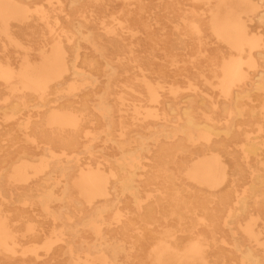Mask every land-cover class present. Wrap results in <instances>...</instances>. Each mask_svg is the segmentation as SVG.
<instances>
[{"label": "bare ground", "instance_id": "obj_1", "mask_svg": "<svg viewBox=\"0 0 264 264\" xmlns=\"http://www.w3.org/2000/svg\"><path fill=\"white\" fill-rule=\"evenodd\" d=\"M196 1L207 5V14H194L198 25L188 23L191 36L188 57L195 67L193 73L203 80L206 90H200L195 84L191 86L189 83L192 94L183 100V106L178 102L170 105L159 104L157 88L148 80L141 81L138 92L143 94L145 102L133 103L131 110L132 116L141 115V124L136 129L135 136L125 138L124 142H117L116 147L120 155L103 167H100L98 161L92 166H86L87 163L82 165L76 156L71 158L66 154L80 145L77 134H72L77 132L80 136L78 122H105L104 130L108 139L111 138V128H114L112 122H124L116 121L115 118L121 108L110 105L105 98V94L108 96L111 93L109 85L114 79L129 71L127 64L120 62L119 70L118 67H110L106 84L102 87L103 96H99L97 104L92 108L93 114L86 104V92L82 98L66 99L65 106L49 107L42 118L31 121L38 122L32 124V135L46 142V155L36 158L38 153H34L33 149L32 151L22 148L14 149V153L0 154L3 167H11L10 171L6 172V180L2 179L3 171L0 172V198L3 192H11L8 184L13 178L35 176L37 180L32 185L21 187L29 191L45 186L47 178L58 173L66 179L62 190L64 193L60 199H66L65 204L76 203L78 207L79 197L75 198L70 194L76 192L85 201H91L81 205L93 207L95 212V216H87V222L93 225L91 229L95 238L91 243L84 244L85 238H78L75 228H71L73 232L68 234V228L63 226L47 236L48 240L45 238L47 242L44 250H50L46 259L38 261L39 254L36 246H33L22 250V254H31L32 260H20V264H80L79 252L87 257L94 252V248L102 254L103 263L110 264V258H114L119 249H123L122 243L119 247L113 243L117 238L131 239L136 248L145 254L150 253L147 248L153 246L148 240L160 237L172 241V250L157 251L154 256L160 260L154 264H176L179 254L175 248L179 246L180 240L175 237V231L178 229L185 233L192 232L197 220L207 219L214 222L221 217H229L232 221L245 220L249 224L240 229V238L231 233L233 247L218 248L210 264H264V245L258 244L257 248L245 245V242L250 244L252 240L257 241L254 220L261 219L264 223V114L258 111L259 102L256 101L260 100L257 91L264 88V30L257 29L264 26V9L253 0ZM2 5L6 4L0 3V6ZM241 8L248 9L247 14L241 13ZM37 15L51 33L53 29L47 21L46 13L38 10ZM0 19L5 26L9 25L7 19ZM25 21L21 23H24L22 26L26 29L34 27L32 23ZM251 21L256 22L254 27L248 23ZM121 41L122 37L114 39L113 46H118ZM210 44L213 47H208ZM54 60L55 55L44 56L41 60L44 62L42 66L50 67ZM34 71V68L25 65L17 74H13L8 67L0 66V80L7 85L10 92H14L17 87L11 81L14 77L22 79L23 92L32 93L41 101H45V95L49 93L46 89L49 73L44 72L43 75L36 76ZM77 75L80 73L77 72ZM74 88L76 86L72 85L71 89ZM209 89L211 94L208 93ZM263 94L264 89L261 95ZM217 96H222V99ZM124 100L125 97L118 99L121 103ZM260 101L264 102V95ZM17 102L23 106L26 104L25 99ZM263 106L261 103V107ZM15 111H19L16 104L1 109L2 116L7 119L12 118ZM118 115L121 116L119 113ZM119 126L123 127L122 124ZM67 129H71L72 133L68 134ZM120 135L122 136V133ZM148 139L152 140V147L149 146ZM52 148H58L63 154L54 155ZM92 148L90 143L84 147L91 157L95 155L91 152ZM145 158H150V162L145 163ZM191 170L207 172L204 175L210 177L213 183L215 180L209 172H231L235 177L231 179L229 187L239 182L244 185L242 192L236 197L223 194L213 205L206 203V199L198 195L199 192L187 190L183 194L173 184L164 186V194L152 197L147 193L150 186L158 181L155 176L157 173H188ZM103 171L109 173L111 178L101 183L97 173ZM137 173L148 176L142 177L138 184L142 183L146 192L145 208L139 207L140 195L134 184ZM108 183H111V187ZM155 189L158 193L162 192L158 183ZM117 190L131 191V203L135 207L126 201L123 213L118 210L113 212V218L119 224L102 228L101 224L105 222L104 214L115 207L119 200L115 194ZM24 192L25 190L22 193ZM54 199L56 197L49 190L41 194L38 204L52 220H57L61 219L60 213L49 209V204ZM233 201L236 202L237 212L230 209ZM97 203L101 205L98 206ZM79 212L83 213L81 207ZM169 216L176 223L177 229L166 224ZM151 220L164 221L165 224L162 226L157 223L156 226L160 228L152 232V229L145 227V223ZM31 230L32 228L28 227L25 231L29 233ZM215 230L216 225L213 223L206 233L211 234ZM202 234L204 233L197 235L201 237ZM20 237L11 226L8 215L0 207V254L5 258L6 255H14L17 245L20 244ZM4 260V264L15 262L13 258ZM201 261L206 264L203 258Z\"/></svg>", "mask_w": 264, "mask_h": 264}, {"label": "rangeland", "instance_id": "obj_2", "mask_svg": "<svg viewBox=\"0 0 264 264\" xmlns=\"http://www.w3.org/2000/svg\"><path fill=\"white\" fill-rule=\"evenodd\" d=\"M3 2L9 6H0L2 15L0 18L7 19L9 25L5 26L0 19V66L8 67L13 74H17L25 65L34 68L36 76L48 72V88L46 89L49 93L45 95V101H41L32 93L23 92L22 79L14 77L11 81L17 87L14 92H10L7 85L0 80V154L14 153V149L22 148L33 149L34 153H38L36 158L46 155L45 148L48 146L46 142L32 135V124L38 122L31 121L42 118L49 107L65 106L66 99L82 98L86 92L88 95L86 104L92 109L97 104L99 96H103L102 87L106 84L110 67H118L119 70L120 62L127 64L129 71L126 74H119L109 85L110 95L106 96L105 94L110 105L118 109L121 108L115 114L116 121H124L112 122L114 128H111L109 135L111 140L108 139L104 130L105 122H78L80 136L77 132L72 133L71 129L66 130L68 134H77L76 138H79L80 142V145L72 152L66 154L71 158L76 156L82 165L87 163L86 166H92L98 161L100 167H103L120 155V151L116 147L117 142H124L125 138L135 136L136 129L141 124V115L132 116L131 110L133 103L144 104L145 102L143 94L138 92L141 88V81L148 80L153 87L157 88L159 104L170 105L178 102L180 106H183V100L192 94L189 83L191 86L195 84L200 90L207 89L203 80L193 73L192 70L195 67L188 57L191 37L188 23L198 25L194 14L202 16L207 14V5L200 1L0 0V3ZM253 2L261 5V8L264 9V0H253ZM241 9V13L247 14L248 9ZM38 10L46 13L47 21L53 29L51 33L39 20ZM22 21L32 23L34 26L30 28L32 30L29 31L30 29L22 26L24 24L21 23ZM248 23L252 27L256 25L255 21ZM257 29L264 30V26ZM262 33L264 36V31ZM118 37H122L121 43L118 46H113L114 39ZM208 47H213V45L210 44ZM53 55H55V60L51 66L43 67L42 57H52ZM77 72L80 75H77ZM255 79L258 80L257 77ZM72 85L76 88L71 89ZM263 89L257 91L260 100L264 95H261ZM208 93H212L210 89ZM119 97H125L126 100L121 103L118 101ZM221 97L217 96L219 99H222ZM22 99L26 101L25 106L17 102ZM260 100L256 101L259 102L258 111L263 115L264 106L261 107V103L264 104V102ZM15 104L19 111L17 113L15 111L10 119L4 118L1 109L4 106ZM73 105L75 107L76 103L74 102ZM27 120L29 122H26ZM26 124L29 126L25 127ZM120 124H122V128L119 126ZM148 142L152 147V140L148 139ZM89 143L93 147L91 152L95 153L93 157L84 150V147ZM52 151L54 155L63 154L58 148H52ZM144 161L148 163L150 158H145ZM1 165L2 179L6 180V172L10 171L11 167H3L2 162ZM204 173L207 172L191 170L188 173L176 171L157 173L155 176L158 177V181L150 186L147 193H150L152 197L164 194V186L173 184L183 194L187 190L199 192L198 195L206 199V203L209 205L215 204L223 194H231L235 197L241 194L244 186L241 183L235 182V185L229 187L231 179L235 177L231 172H216V174L209 172L210 176L213 175L215 183ZM97 175L101 183L111 178V175L106 171L97 173ZM142 177L148 176L137 173L134 184L140 195L139 202L141 204L139 207L145 208L147 205L146 192H144L142 183L138 185ZM36 180L37 178L33 175L23 179L13 178L12 182L8 184L11 192L9 190L3 192L2 198H0V207L8 215L11 226L21 235L20 244L17 245L14 255L10 257L5 254V258L0 254V257L6 260L13 258L14 264H20V260H32V255L22 254V250L33 246H36L39 254L37 260L46 259L50 254V250H44L46 240H48L46 237L63 226L68 228V234L73 232L70 230L71 228H75L76 234L79 235L78 238H85L84 244L95 240L93 229H91L93 225L91 222H87V216L93 214L95 216V212L93 207L81 205L91 201H85L78 193L71 192L73 197H79L80 206L77 207V204L73 202L65 204L67 200L60 199V197L63 196L62 190L66 179L58 173L49 176L45 186L40 189L27 191L21 188L28 184L32 185ZM156 183L159 184L161 193L155 189ZM108 186L111 187V183H108ZM23 190H25L24 193H22ZM49 190L56 197L50 202L49 209L59 212L61 219L52 220V217L38 204L41 194ZM115 194L119 200L115 207L104 214L105 222L101 224L102 228L119 224L113 218V212L118 210L123 213L126 201L133 208L135 207L131 203L133 195L131 191L117 190ZM97 205L100 206L101 203H97ZM235 206L236 202L233 201L230 205L233 212L238 211ZM80 207L83 209L82 214L79 212ZM163 222L151 220L145 223V227L154 232L160 228L156 224L160 223L163 226L165 224ZM167 222L169 227L171 225L177 229L176 223L171 220L170 216L167 218ZM213 223L216 225L215 232L207 234L208 228ZM253 223L258 235L257 241L252 240L249 242L250 244L245 242V245L257 248L258 244L264 245V223L261 219H255ZM248 224L249 222L245 220L232 221L229 217H221L214 222L207 219L197 220L193 225L192 232L185 233L177 229L175 237L180 241L179 246L175 248L179 254L176 264H202V258L206 264H210V260L214 258L218 248L231 249L233 247L231 233L240 238L242 234L240 229ZM28 227L32 228L29 233L25 231ZM199 233L204 234L199 237L197 235ZM148 242H152L153 246L147 248L150 253L144 254L136 248L131 239L117 238L113 243L118 247L122 243L121 248L123 249H119L116 256L110 258V264H147V262L154 264L155 261L160 260L154 256L157 251L172 250V241L164 237L150 238ZM59 243L56 242V244ZM79 256L80 264H104L103 256L96 248L87 257L81 251ZM2 258H0V264L5 262Z\"/></svg>", "mask_w": 264, "mask_h": 264}]
</instances>
